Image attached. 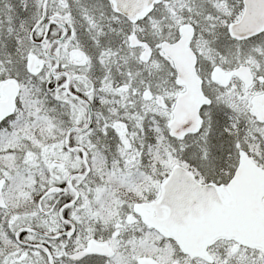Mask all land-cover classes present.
Here are the masks:
<instances>
[{
  "label": "snow or ice",
  "instance_id": "1",
  "mask_svg": "<svg viewBox=\"0 0 264 264\" xmlns=\"http://www.w3.org/2000/svg\"><path fill=\"white\" fill-rule=\"evenodd\" d=\"M0 264H264V0H0Z\"/></svg>",
  "mask_w": 264,
  "mask_h": 264
}]
</instances>
